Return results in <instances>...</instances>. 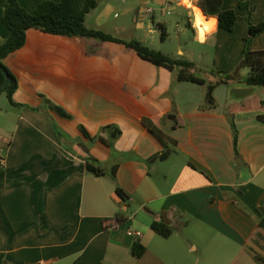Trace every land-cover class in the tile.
<instances>
[{
  "label": "crops",
  "instance_id": "obj_1",
  "mask_svg": "<svg viewBox=\"0 0 264 264\" xmlns=\"http://www.w3.org/2000/svg\"><path fill=\"white\" fill-rule=\"evenodd\" d=\"M17 1L33 12L45 0ZM148 1L97 0L84 23L146 45L154 11L144 5ZM154 1L161 13L181 16V2ZM4 2L0 42L9 33L1 20ZM237 2L222 0L221 6L241 16ZM249 5L251 22L263 20L264 0ZM201 15L203 38L194 22L185 26L193 39L210 40L215 66H241L247 25L237 20L228 31L216 16ZM150 20L165 26L154 14ZM249 48L264 49V31ZM177 52L194 63L191 72L204 83L179 80L176 69L122 44L26 29L24 44L3 58L17 86L13 103L0 94V264H143L149 242L160 236L152 221L203 230L207 254L213 245L234 264H264L258 210L264 208V93L253 87L236 98L231 88L247 86L239 79L247 67L217 83L218 76L199 65L200 53ZM210 82L214 103L207 105ZM146 123L166 134L164 143ZM106 125L120 129L112 149L109 131L101 129ZM87 154L105 173L86 170ZM135 240L145 247L141 257L131 252ZM190 249L197 245L190 242Z\"/></svg>",
  "mask_w": 264,
  "mask_h": 264
},
{
  "label": "trees",
  "instance_id": "obj_2",
  "mask_svg": "<svg viewBox=\"0 0 264 264\" xmlns=\"http://www.w3.org/2000/svg\"><path fill=\"white\" fill-rule=\"evenodd\" d=\"M97 4V0H58L50 1L45 0L37 4L33 12L27 11L23 8L17 0H5L3 4V11L1 20L5 27L8 29L7 37L0 42V65L7 71L11 81L7 86L0 87V91H5L7 98L13 103L11 98L12 92L17 86L16 77L4 65L3 58L10 52L21 47L25 42V31L27 28L33 27L41 31L60 34V35H81L97 37L100 40L114 42L124 45L126 48L134 49L141 57L150 60L151 62L163 65L170 70L176 69L177 79L191 80L199 83H204V79L194 75L191 69L194 63L186 58L178 57L173 58L156 50L147 45H144L137 39H123L97 28L87 27L84 23L86 14L93 9ZM222 0H198V7L205 15H214L217 18L218 27L231 31L237 20L242 19L237 15L236 11L232 8L223 9ZM237 7L244 11L243 19L247 25V36L243 39L242 58L240 65L248 68V72L243 77L239 78L245 85L252 87L264 88V49L251 50L249 42L251 38L264 31V19L252 23L250 21V13L253 6L249 5V0H238ZM160 29V38L166 37V28L164 24H158ZM221 72V71H217ZM214 75L213 71L209 72ZM218 82H226L228 79H235L238 77V72L216 74ZM4 79V74L0 70V82ZM215 83H208L205 93V102L207 105L214 103L213 89ZM44 97L43 93H40ZM58 113L63 116H69L63 109L55 106ZM262 119V118H261ZM232 126L233 122L231 121ZM149 130L155 134L163 143L168 138L166 134L158 130L153 124L146 123ZM82 132L89 136L88 132L80 126ZM101 129L109 131L107 144L113 148L114 139L120 134V129L114 125H106ZM95 137L103 140L104 138L98 133ZM106 142V141H105ZM85 161V168L87 171L94 175H102L105 170L101 167L100 162L91 157L90 155H83ZM153 158V157H152ZM150 158V159H152ZM149 159V160H150ZM114 178V172H110ZM115 191L121 198L127 199V194L119 186H115ZM258 210L262 214L260 226L264 227V208L259 207ZM123 218L119 217V220ZM44 220H42L43 222ZM150 227L160 236L168 237L171 234V228L161 221H152ZM131 252L136 257H141L145 252V247L139 241L135 240L131 246Z\"/></svg>",
  "mask_w": 264,
  "mask_h": 264
},
{
  "label": "rangeland",
  "instance_id": "obj_3",
  "mask_svg": "<svg viewBox=\"0 0 264 264\" xmlns=\"http://www.w3.org/2000/svg\"><path fill=\"white\" fill-rule=\"evenodd\" d=\"M180 3L181 16L173 14L171 11L161 13L158 10V5L154 0H150L145 3V6L154 8L152 14L155 18L165 22L167 35L164 39L160 38V29L157 26V22L150 20L151 13L148 15L147 27L153 31L148 32L146 45H151L156 50H160L170 57H182V53H178L177 49L180 48L185 51L184 57L188 54L186 50H193L196 53H200L201 59L199 65L202 69L205 68L208 72L213 71L214 75L231 73L233 71L241 72L243 66H236L233 69L225 70L215 66L213 60L214 47L211 46V42L208 39L205 43H200L193 39L191 31L187 27L192 28L193 22V9L192 5H196L198 0H176ZM259 2V0H257ZM252 13V11H251ZM250 13V16H251ZM243 15H241V21H244ZM251 21V20H250ZM179 23V25H177ZM246 24V23H245ZM185 26H187L185 28ZM147 27L145 30H147ZM181 30L179 31V29ZM198 61V60H197ZM221 71V72H217ZM258 95H263L264 88L255 87ZM0 94L4 96L5 91H0ZM189 225V224H188ZM192 225V224H191ZM172 235L166 237H156L148 244V250L144 257L141 259L143 264H234L231 260L221 256L219 249L210 248L211 254L204 252L202 248L203 239L205 234L202 235V231L197 228H192L190 225H175L171 227ZM190 242L197 245V250L190 249ZM207 254V255H206Z\"/></svg>",
  "mask_w": 264,
  "mask_h": 264
},
{
  "label": "water",
  "instance_id": "obj_4",
  "mask_svg": "<svg viewBox=\"0 0 264 264\" xmlns=\"http://www.w3.org/2000/svg\"><path fill=\"white\" fill-rule=\"evenodd\" d=\"M0 70L4 74V79L0 82V87H4V86H7L10 83L11 78H10L9 74L7 73V71L2 67V65H0ZM252 91H253V87L252 86L233 87V88H231V92L233 93V95L236 98H242L244 96H247Z\"/></svg>",
  "mask_w": 264,
  "mask_h": 264
},
{
  "label": "bare ground",
  "instance_id": "obj_5",
  "mask_svg": "<svg viewBox=\"0 0 264 264\" xmlns=\"http://www.w3.org/2000/svg\"><path fill=\"white\" fill-rule=\"evenodd\" d=\"M192 9H193V22L194 25L197 28L198 34L200 36V38H203V33L201 28L199 27V23L202 22V15L200 10L198 9V7H196L195 5H192Z\"/></svg>",
  "mask_w": 264,
  "mask_h": 264
},
{
  "label": "built area",
  "instance_id": "obj_6",
  "mask_svg": "<svg viewBox=\"0 0 264 264\" xmlns=\"http://www.w3.org/2000/svg\"><path fill=\"white\" fill-rule=\"evenodd\" d=\"M164 1H166V0H164ZM146 11L149 12L150 9L147 8ZM130 232H131L134 236H136V237L140 235V232H139V231H130Z\"/></svg>",
  "mask_w": 264,
  "mask_h": 264
}]
</instances>
